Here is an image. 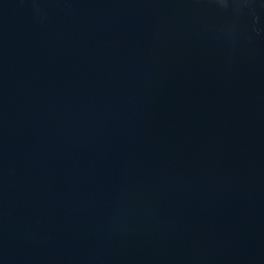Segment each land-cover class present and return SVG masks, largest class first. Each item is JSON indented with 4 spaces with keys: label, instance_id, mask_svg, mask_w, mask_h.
I'll use <instances>...</instances> for the list:
<instances>
[{
    "label": "water",
    "instance_id": "water-1",
    "mask_svg": "<svg viewBox=\"0 0 264 264\" xmlns=\"http://www.w3.org/2000/svg\"><path fill=\"white\" fill-rule=\"evenodd\" d=\"M0 264H264V0H0Z\"/></svg>",
    "mask_w": 264,
    "mask_h": 264
}]
</instances>
